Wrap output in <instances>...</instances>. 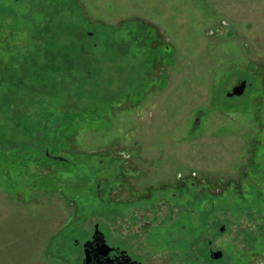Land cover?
<instances>
[{
    "label": "rangeland",
    "instance_id": "1",
    "mask_svg": "<svg viewBox=\"0 0 264 264\" xmlns=\"http://www.w3.org/2000/svg\"><path fill=\"white\" fill-rule=\"evenodd\" d=\"M263 127L264 0H0V264L134 215L157 264H264Z\"/></svg>",
    "mask_w": 264,
    "mask_h": 264
},
{
    "label": "flooded vegetation",
    "instance_id": "2",
    "mask_svg": "<svg viewBox=\"0 0 264 264\" xmlns=\"http://www.w3.org/2000/svg\"><path fill=\"white\" fill-rule=\"evenodd\" d=\"M243 81L246 80L244 79L238 82V84L242 83ZM248 86L249 85L246 81L245 91ZM134 155H136L137 157L136 156L135 158L132 157ZM139 156L140 153L138 155L135 152V153H127L124 154L123 157L122 156L120 157V160L117 162L118 165L121 166L122 176L130 177L132 176V174L130 173H134V171H136V175L138 174L140 168L138 167L139 170L137 169V165L134 163V161L140 160V158H138ZM126 171L130 173H126ZM175 178H176L175 180H177V185H175L174 187L169 185L170 193L172 191L171 196L177 199L179 195H181V199L179 201H181L182 204H184L185 201L188 200L187 199L188 197L186 196L189 195V191H190L189 186L192 185L195 187L196 184L193 178H191V176L188 173L183 174L182 172H177ZM124 180L125 179L123 178L122 182L119 181L120 186L126 184ZM112 191L114 190L112 189L110 191L111 194ZM139 206H140L139 209L140 208L142 209L143 205L142 207L141 205ZM134 217L135 220H132L130 218L131 219L130 222H127L126 221L127 219L121 216V219L117 223V225H113L110 222L105 223L106 221L103 222L102 226H100L99 223H94L92 224L91 228H89L90 230L89 232L87 231H85L84 233L82 232L80 234L83 238L81 242V251L83 253L82 255L83 259L81 264H157L154 258V254H155L153 253L154 249L153 250L151 249V247L153 246L152 245L153 242L149 243V241L151 240V238L149 237L150 233L149 234L146 233L147 230L150 231L149 230L150 224L148 222L143 223V219L141 218V216L140 218H137L134 215ZM123 221H126L127 223ZM144 229L145 231L143 233ZM71 234L73 236V228ZM75 244L79 246V241L76 240ZM212 251L213 249L210 250V256L213 259L212 254L216 251L214 252ZM186 256H187L186 260L189 259V251H187ZM167 257H168V261H170L169 258L171 257L169 256Z\"/></svg>",
    "mask_w": 264,
    "mask_h": 264
},
{
    "label": "water",
    "instance_id": "3",
    "mask_svg": "<svg viewBox=\"0 0 264 264\" xmlns=\"http://www.w3.org/2000/svg\"><path fill=\"white\" fill-rule=\"evenodd\" d=\"M245 88H246V81H243L242 83L236 85L228 95L230 97L242 95L245 91ZM222 230H223V228H222ZM212 257H213V259H220L223 257V252L222 251H216L212 254Z\"/></svg>",
    "mask_w": 264,
    "mask_h": 264
}]
</instances>
